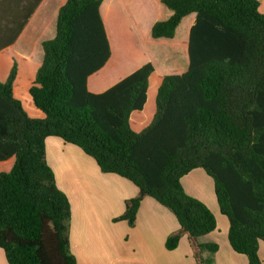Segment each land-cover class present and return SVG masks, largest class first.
Returning <instances> with one entry per match:
<instances>
[{
	"label": "trees",
	"instance_id": "obj_1",
	"mask_svg": "<svg viewBox=\"0 0 264 264\" xmlns=\"http://www.w3.org/2000/svg\"><path fill=\"white\" fill-rule=\"evenodd\" d=\"M118 1L147 62L128 73L122 56L135 38L113 30L119 58L108 71L123 78L94 93L88 81L113 54L104 0H0V60L8 65L2 73L0 62V249L7 263L77 264L70 201L46 159V139L55 136L138 188L114 221L135 226L141 202L153 198L180 226L166 249L187 234L196 264H213L219 245L199 239L217 229L216 218L182 185L204 170L228 219L231 248L262 264L264 0Z\"/></svg>",
	"mask_w": 264,
	"mask_h": 264
},
{
	"label": "crops",
	"instance_id": "obj_2",
	"mask_svg": "<svg viewBox=\"0 0 264 264\" xmlns=\"http://www.w3.org/2000/svg\"><path fill=\"white\" fill-rule=\"evenodd\" d=\"M58 3L60 0H43L41 6ZM101 12L113 54L107 66L88 81V88L94 93L109 89L123 78L113 77L108 71L113 61L119 58L113 44V30L119 37L135 38L132 44L127 45V63L124 66L131 69L128 73L147 62L144 52L136 51L137 47L140 50L142 47L134 33L130 30L132 35H129L127 31L119 1L104 0ZM45 144L46 159L54 171L56 184L70 201V247L77 264H196L195 250L187 234L182 235L175 250L166 249L168 236L180 229L170 210L153 198L145 197L134 227H130L127 221L113 222L124 213L125 202L138 195V188L118 175L102 173L93 158L59 137H48ZM201 170L195 169L182 178V185L189 195H192L188 188L190 180L200 178L209 183V176ZM215 209L212 212L217 217L218 209ZM215 232L199 239L200 243L215 242L219 245V250L212 256L213 264H248L244 255L231 248L228 233L220 241ZM201 255L203 258L210 256L208 252ZM259 256L261 259L264 257L263 242L259 245ZM0 264H8L2 249Z\"/></svg>",
	"mask_w": 264,
	"mask_h": 264
},
{
	"label": "rangeland",
	"instance_id": "obj_3",
	"mask_svg": "<svg viewBox=\"0 0 264 264\" xmlns=\"http://www.w3.org/2000/svg\"><path fill=\"white\" fill-rule=\"evenodd\" d=\"M41 31H43V30H41ZM49 32H52V36L54 37V35H55V23H53V28L51 26L49 27ZM48 35H49V33H46V35L43 34L44 37L48 36ZM41 40L42 39H40L39 42H41ZM125 41L126 40L123 39V42H125ZM25 50H27V52L30 51V49L28 47H25ZM138 50L141 51L140 48L137 47L136 51H138ZM0 62H1L2 73H5L8 69L7 60L4 57H2ZM126 63H127V57H126V54L124 51L123 56H122V64L125 65ZM5 166L6 165L0 166V168L5 167ZM201 171H203V170H201ZM208 179H209V183L202 181V179H200V178H197L196 180H190L188 183V188L190 189L189 192L192 193V195L191 194L190 195L193 196L194 198L201 200L204 204H206L207 207L211 210V212L213 210L216 211L215 207L218 209L217 217H215L216 222H217V229H216L215 233H216V236L218 237V239L220 241H222L224 239V237L225 238L227 237L228 226H229L228 219L220 213L218 205L216 203L213 180L210 177ZM184 183H186V181ZM114 219H113V222H116V221H114ZM121 221H124V220H121ZM261 261H262V264H264V257H262Z\"/></svg>",
	"mask_w": 264,
	"mask_h": 264
}]
</instances>
